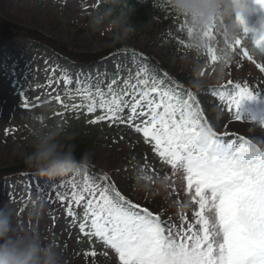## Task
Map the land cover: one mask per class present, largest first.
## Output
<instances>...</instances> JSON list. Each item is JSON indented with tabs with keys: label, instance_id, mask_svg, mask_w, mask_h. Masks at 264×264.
I'll list each match as a JSON object with an SVG mask.
<instances>
[{
	"label": "rangeland",
	"instance_id": "rangeland-1",
	"mask_svg": "<svg viewBox=\"0 0 264 264\" xmlns=\"http://www.w3.org/2000/svg\"><path fill=\"white\" fill-rule=\"evenodd\" d=\"M106 6L101 0H0V16L14 24L36 29L72 50L77 48L84 53H98L116 35L123 34L122 29L111 25L110 15L102 23H94L97 17L107 12ZM177 27H185V24L172 21L163 27L153 19L140 35L139 47L152 52L158 61L173 65L174 72L188 83L193 84L198 79L201 85L216 89L232 79L234 83L247 84L252 90L260 91L258 95L264 93V73L234 53L227 57L223 71H219L223 55L220 50L225 45L223 37L217 35L215 29V40L210 42V46L216 50V62L211 60L206 49L196 52L186 45L177 53L169 50L166 38ZM245 45L258 62L262 61L252 47ZM238 61L239 68L236 66ZM137 72H141L142 77H154L167 87L176 86L164 76L152 74L148 63L135 59L133 55L121 53L94 66L82 67L31 39L19 37L8 41L5 48L0 49V171L17 163L24 164L23 154L31 151L34 128L63 126L72 140L82 138L93 164L115 182L126 198L147 207L176 227L192 222L196 206L189 202L186 180L180 172L173 176L172 168L153 152L151 144L145 142L141 133L107 119L89 123L103 113L100 109L87 113L88 101L84 96L89 91L94 93L97 87L107 92V85L113 79L118 81L114 89L122 94L123 80L135 77ZM49 80L53 81L51 86ZM130 82L136 83V80ZM48 93L52 97L59 93L61 101L70 106L83 104L85 107L65 110L63 104L50 98ZM25 100L29 102L27 109L23 105ZM201 104L207 110L208 122L217 133L234 134L264 143V130H261L264 119L260 115L240 108V115L245 120L235 121L234 114L226 110L214 90L202 93ZM58 112L62 115H56ZM228 136L224 137L226 141ZM27 168L21 174L0 179V207L8 204L14 210V224L21 230L37 231L45 242H54L63 254L64 264H120L114 250L97 238L90 239L79 232V222H72V218L66 215V206L50 189V185L67 183L73 178L82 185L86 177L91 182L101 175L92 176L81 167L77 173L67 177L48 179ZM141 175L143 178H139ZM166 176L167 187L163 188L161 181ZM29 195L31 201L39 204L41 200L45 201L40 204L43 209L41 215H29L33 207ZM48 199H51V204L47 203ZM186 204L188 206L184 207ZM76 212L81 215L83 208H77ZM92 252L96 255L92 256Z\"/></svg>",
	"mask_w": 264,
	"mask_h": 264
},
{
	"label": "snow or ice",
	"instance_id": "snow-or-ice-1",
	"mask_svg": "<svg viewBox=\"0 0 264 264\" xmlns=\"http://www.w3.org/2000/svg\"><path fill=\"white\" fill-rule=\"evenodd\" d=\"M253 2L264 8V0ZM236 20L240 33L230 42L223 39V51L234 53L264 73V62H258L245 45V40L251 39L256 49L264 51V31L249 38L244 19L237 16ZM214 29L222 36L215 24L210 25L203 34L209 42L215 40ZM186 31L189 38L190 29ZM206 51L216 62V50L210 43ZM236 66L241 67L239 61ZM132 79L136 83H131ZM52 82L49 80V86ZM117 83L113 79L107 92L97 87L94 93L89 91L84 96L87 113L97 109L103 113L89 123L107 119L141 133L153 152L172 168L173 176L180 172L186 180L189 202L196 206L193 220L180 227L169 224L147 207L126 198L107 175L91 182L86 177L82 185L75 178L50 185L66 206V215L74 224L79 222V232L114 250L120 264H264V143L243 136L226 141L224 137L229 134L214 131L190 90L184 96L179 86L167 87L154 77H142L141 72L123 80L122 94L113 87ZM214 91L226 110L234 114L235 121L245 120L239 111L243 101L255 100L260 92L232 79ZM48 95L61 102L65 110L85 107L63 103L59 93ZM23 105L27 109L29 102L25 100ZM203 129L211 131L207 150L200 147ZM167 180L166 176L164 182ZM29 200L36 205L30 195ZM47 203L51 204V199ZM77 208H83L81 215Z\"/></svg>",
	"mask_w": 264,
	"mask_h": 264
},
{
	"label": "clouds",
	"instance_id": "clouds-1",
	"mask_svg": "<svg viewBox=\"0 0 264 264\" xmlns=\"http://www.w3.org/2000/svg\"><path fill=\"white\" fill-rule=\"evenodd\" d=\"M122 2L123 0H101V3L109 5L110 8L108 12L97 17L94 23H102ZM248 2L249 0H160L164 7L171 8L188 21L187 28L190 29L188 48L196 52L208 47L210 42L203 34L210 25H216L224 40L230 42L235 39L241 30L236 17L243 18ZM110 23L114 28L122 29L124 36L135 30L134 25L123 16L112 19ZM221 52L223 55L220 72L223 71L229 56L223 48ZM193 86L199 88L201 82L197 79ZM261 130H264V125H261ZM31 137V151L24 153L23 159L24 163L38 175L56 179L67 177L81 169L86 157L77 160L74 146L69 143L73 137L66 133L63 126L36 127L32 130ZM210 139L211 131L201 130L199 136L201 149H208ZM161 187H167L164 181H161ZM42 211V206L36 203L29 210V215L39 216ZM0 264H64V257L54 242H45L37 231L19 229L14 224V210L5 204L0 207Z\"/></svg>",
	"mask_w": 264,
	"mask_h": 264
},
{
	"label": "trees",
	"instance_id": "trees-1",
	"mask_svg": "<svg viewBox=\"0 0 264 264\" xmlns=\"http://www.w3.org/2000/svg\"><path fill=\"white\" fill-rule=\"evenodd\" d=\"M110 8L106 6V11ZM125 17L127 21L134 25L135 30L124 36L123 34L116 35L108 46L98 53H84L81 51L70 49L66 44H62L56 39L48 37L46 34L37 31L33 28H27L20 24H14L9 20H6L0 16V49L5 48L8 41L15 40L19 37L33 40L37 45H44L57 55L67 58L74 65L88 67L99 64L103 59L110 58L111 56L120 55H133L137 60H145L148 63L152 74L158 76H164L169 81L173 82L179 89L182 90L184 96L190 90L191 93L198 99L200 106L203 109L202 114L209 121V116L206 108L201 104V95L206 91H213L215 87H209L201 85L196 88L193 84L184 81L180 74L174 72L173 65L167 62H160L154 57L153 53L145 48L139 47V37L147 29L149 23L153 19H157L161 26L165 27L172 21H179L184 23L185 18L176 14L171 8L164 7L160 0H145V2H139V0H123V2L112 10L110 17L115 19L117 17ZM244 26L250 31L247 33L249 38L258 36L264 31V8L255 4L253 0H249L247 7L244 11ZM187 25L185 27H177L172 34L167 37L169 50L177 53L178 49L188 45L189 38L187 36ZM245 44L252 47L258 54L259 58L264 62V51L256 49L251 39L245 40ZM244 111H250L254 114H258L264 119V93L257 96L255 100H244L240 107ZM238 137V136H237ZM235 135L228 136L230 139H236ZM75 149V156L77 160L82 157H86L82 167L87 170L90 175H103V172L95 166L88 155V146L83 143L82 138L76 137L70 142ZM27 166L24 163H17L12 167L2 169L0 171V179L21 174L27 170ZM167 222V220H165Z\"/></svg>",
	"mask_w": 264,
	"mask_h": 264
},
{
	"label": "bare ground",
	"instance_id": "bare-ground-1",
	"mask_svg": "<svg viewBox=\"0 0 264 264\" xmlns=\"http://www.w3.org/2000/svg\"><path fill=\"white\" fill-rule=\"evenodd\" d=\"M92 71V70H91Z\"/></svg>",
	"mask_w": 264,
	"mask_h": 264
}]
</instances>
